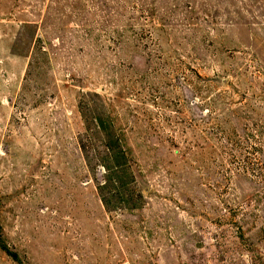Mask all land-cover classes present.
Listing matches in <instances>:
<instances>
[{
	"label": "rangeland",
	"instance_id": "rangeland-1",
	"mask_svg": "<svg viewBox=\"0 0 264 264\" xmlns=\"http://www.w3.org/2000/svg\"><path fill=\"white\" fill-rule=\"evenodd\" d=\"M0 264H264V0H0Z\"/></svg>",
	"mask_w": 264,
	"mask_h": 264
}]
</instances>
